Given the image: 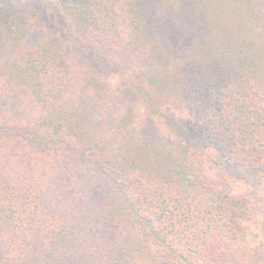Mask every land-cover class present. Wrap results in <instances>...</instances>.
Instances as JSON below:
<instances>
[{
  "label": "trees",
  "instance_id": "obj_1",
  "mask_svg": "<svg viewBox=\"0 0 264 264\" xmlns=\"http://www.w3.org/2000/svg\"><path fill=\"white\" fill-rule=\"evenodd\" d=\"M0 264H264V0H0Z\"/></svg>",
  "mask_w": 264,
  "mask_h": 264
},
{
  "label": "rangeland",
  "instance_id": "obj_2",
  "mask_svg": "<svg viewBox=\"0 0 264 264\" xmlns=\"http://www.w3.org/2000/svg\"><path fill=\"white\" fill-rule=\"evenodd\" d=\"M117 85V83L115 82V86ZM174 114L177 116V118L179 119H186L189 117V113L187 111H185L184 109H181V108H177V110L174 111ZM159 128L161 131H163L164 133H167V125L165 124L164 120H159ZM208 156V153H206V151L201 148L200 150L197 151V155L198 156ZM243 192L244 194H248V189L247 188H244L243 189ZM256 220V219H255ZM254 220V222H255ZM258 221L256 222V225H257ZM256 225L254 224V229H253V232H252V235H251V238H255V236L257 235H260V228H257Z\"/></svg>",
  "mask_w": 264,
  "mask_h": 264
}]
</instances>
